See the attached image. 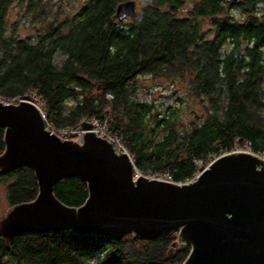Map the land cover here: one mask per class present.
I'll return each instance as SVG.
<instances>
[{"label":"trees","instance_id":"obj_1","mask_svg":"<svg viewBox=\"0 0 264 264\" xmlns=\"http://www.w3.org/2000/svg\"><path fill=\"white\" fill-rule=\"evenodd\" d=\"M63 1L0 0V98L33 94L56 131L104 124L140 173L166 172L175 183L244 142L264 157V0H133L136 14L123 20L116 8L129 0H79L71 15ZM14 6L30 18L33 34L17 35L9 21ZM144 77L182 84L186 96L177 94L161 112L135 97ZM186 97L200 108L188 120ZM3 135L0 128V154ZM0 184L9 207L38 192L28 167L0 175ZM54 195L79 207L87 188L62 179ZM175 236L115 241L61 231L22 234L9 246L0 236V264H164ZM188 253L169 263L181 264Z\"/></svg>","mask_w":264,"mask_h":264},{"label":"water","instance_id":"obj_2","mask_svg":"<svg viewBox=\"0 0 264 264\" xmlns=\"http://www.w3.org/2000/svg\"><path fill=\"white\" fill-rule=\"evenodd\" d=\"M135 14L133 0L116 8L118 20ZM30 101L24 96L15 105L0 102V175L28 167L38 188L33 201L10 206L0 216L7 246L29 233L73 231L115 241L176 234L165 262L189 248L181 264H264L263 159L241 152L217 157L189 184L134 181L130 158L90 132V124H80L82 144L63 141L45 129L43 115ZM67 178L86 185L87 198L79 207L54 195L55 184Z\"/></svg>","mask_w":264,"mask_h":264},{"label":"rangeland","instance_id":"obj_3","mask_svg":"<svg viewBox=\"0 0 264 264\" xmlns=\"http://www.w3.org/2000/svg\"><path fill=\"white\" fill-rule=\"evenodd\" d=\"M55 1V0H53ZM67 1V2H66ZM63 11L65 14H73L76 12L77 6L79 5V0H65L63 1ZM22 12L19 10L18 6H14L9 15V21L11 24L16 26V32L19 36H27L31 35L34 32V24L31 22L30 18L24 20L22 18ZM234 14L238 15V10L234 9ZM204 28H207V25L204 24ZM180 94L181 96L185 95V88L182 84L173 83V81L169 79H151L144 77L138 80V88L135 93L136 99L140 101H152L161 112L167 108V106L175 105L176 103V95ZM187 97L185 98V106L181 109L183 111V119L188 120L189 112L200 110L198 103H191L187 101ZM0 102L5 104L7 103L5 100L0 98ZM38 107V106H37ZM40 105L38 109H40ZM44 116V115H43ZM45 119V117H44ZM228 154V153H227ZM226 155V154H224ZM223 156V155H222ZM260 158V157H258ZM263 159V158H261ZM264 160V159H263ZM210 164V163H209ZM9 206L5 199L4 186L0 184V216L3 215ZM177 235L175 236L176 240ZM164 264H170L169 261Z\"/></svg>","mask_w":264,"mask_h":264},{"label":"built area","instance_id":"obj_4","mask_svg":"<svg viewBox=\"0 0 264 264\" xmlns=\"http://www.w3.org/2000/svg\"><path fill=\"white\" fill-rule=\"evenodd\" d=\"M24 96H27L31 99V103L36 106V108L38 109L40 102L39 100L33 95V94H26ZM23 96V97H24ZM14 98L12 100H5L7 103L5 104H18L22 98ZM111 97V96H109ZM38 106V107H37ZM41 107V106H40ZM41 114L43 115L41 108L38 109ZM44 119V116H43ZM44 123H45V129L48 130L49 132L55 134L57 137H59L61 140L63 141H72L78 144L82 143V135L85 133V131H83L80 128V125L69 129V130H58L56 131L55 129H53L46 121V119H44ZM85 123L90 124L91 125V129L89 130L90 132L94 133L95 136L100 137L102 139H104L105 141H107L108 143H110L113 147L116 153L118 154H126L129 158L130 156L128 155L123 143L120 141V139L118 137H116L115 135L109 133L105 127L104 124H99L98 122L95 121H85ZM237 152H241V153H247V154H251L260 158H263L262 155L259 154H254L250 151L249 149V143L248 142H244L241 146L239 145L238 147H235L234 150H232L229 153H237ZM228 153V154H229ZM131 160V159H130ZM213 161V160H212ZM212 161H210L209 163H211ZM132 162V161H131ZM133 164V163H132ZM203 167V165L201 163H198L197 169L195 171V173L193 174L192 178L184 183H175L173 182L171 176L164 172V173H140L134 166H133V180L136 181L139 177H144L148 180H156V181H161V182H167V183H173V184H189L194 182L195 180H197V178L200 175V171L199 169Z\"/></svg>","mask_w":264,"mask_h":264},{"label":"bare ground","instance_id":"obj_5","mask_svg":"<svg viewBox=\"0 0 264 264\" xmlns=\"http://www.w3.org/2000/svg\"><path fill=\"white\" fill-rule=\"evenodd\" d=\"M227 1V0H226ZM82 123H85V122H82ZM82 141H83V138H82ZM82 144V143H81ZM131 159V158H130ZM216 159V158H215ZM263 159H264V157H263ZM209 164V163H208ZM207 166V165H206ZM206 166H203V167H206Z\"/></svg>","mask_w":264,"mask_h":264},{"label":"flooded vegetation","instance_id":"obj_6","mask_svg":"<svg viewBox=\"0 0 264 264\" xmlns=\"http://www.w3.org/2000/svg\"><path fill=\"white\" fill-rule=\"evenodd\" d=\"M239 1H241V0H239Z\"/></svg>","mask_w":264,"mask_h":264}]
</instances>
